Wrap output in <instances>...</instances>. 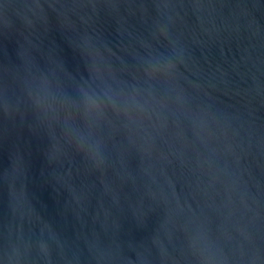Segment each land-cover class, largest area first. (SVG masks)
<instances>
[{
    "label": "water",
    "instance_id": "obj_1",
    "mask_svg": "<svg viewBox=\"0 0 264 264\" xmlns=\"http://www.w3.org/2000/svg\"><path fill=\"white\" fill-rule=\"evenodd\" d=\"M0 264H264V0H0Z\"/></svg>",
    "mask_w": 264,
    "mask_h": 264
}]
</instances>
